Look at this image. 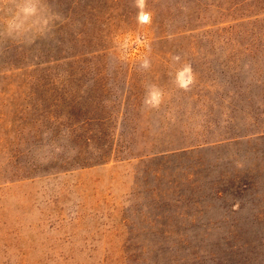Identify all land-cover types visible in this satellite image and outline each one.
I'll return each instance as SVG.
<instances>
[{
    "label": "rangeland",
    "instance_id": "obj_1",
    "mask_svg": "<svg viewBox=\"0 0 264 264\" xmlns=\"http://www.w3.org/2000/svg\"><path fill=\"white\" fill-rule=\"evenodd\" d=\"M0 264H264V0H0Z\"/></svg>",
    "mask_w": 264,
    "mask_h": 264
},
{
    "label": "trees",
    "instance_id": "obj_2",
    "mask_svg": "<svg viewBox=\"0 0 264 264\" xmlns=\"http://www.w3.org/2000/svg\"><path fill=\"white\" fill-rule=\"evenodd\" d=\"M55 12H61V13H66V11H60V9H55ZM76 36H78V34H76ZM66 49V48H65ZM61 52H64V53H57L56 55H53V60H61V59H73L77 56V52L76 51H61ZM169 146H175V145H169ZM181 146V145H179ZM175 147H172L171 149H173ZM179 148V147H177ZM170 147H160L158 149H154V150H151L149 152L151 153H162V152H165V151H168V150H171ZM148 153H143L141 155H147Z\"/></svg>",
    "mask_w": 264,
    "mask_h": 264
},
{
    "label": "clouds",
    "instance_id": "obj_3",
    "mask_svg": "<svg viewBox=\"0 0 264 264\" xmlns=\"http://www.w3.org/2000/svg\"><path fill=\"white\" fill-rule=\"evenodd\" d=\"M31 11H32V9H31L30 7H27V6L18 9V13H19V12H23L24 14H28V13H30ZM12 24H13V22H12V20H10V21L8 22V26H9V27H12ZM150 96H151V99H152L153 101H155V100L157 99L158 93H156V92H152V93H150Z\"/></svg>",
    "mask_w": 264,
    "mask_h": 264
}]
</instances>
